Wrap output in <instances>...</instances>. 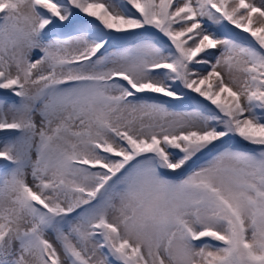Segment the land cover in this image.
Here are the masks:
<instances>
[{
    "label": "snow or ice",
    "instance_id": "obj_1",
    "mask_svg": "<svg viewBox=\"0 0 264 264\" xmlns=\"http://www.w3.org/2000/svg\"><path fill=\"white\" fill-rule=\"evenodd\" d=\"M0 264H264V0H0Z\"/></svg>",
    "mask_w": 264,
    "mask_h": 264
}]
</instances>
